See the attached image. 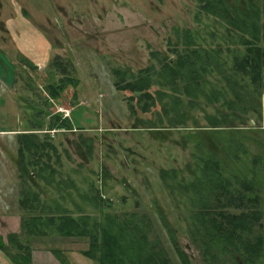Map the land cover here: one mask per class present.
I'll list each match as a JSON object with an SVG mask.
<instances>
[{
	"label": "rangeland",
	"instance_id": "rangeland-1",
	"mask_svg": "<svg viewBox=\"0 0 264 264\" xmlns=\"http://www.w3.org/2000/svg\"><path fill=\"white\" fill-rule=\"evenodd\" d=\"M2 4L0 40H9L1 27L11 20L18 26L20 13L31 28L32 39L50 40L53 55L41 67L18 66L21 114L30 115L29 127L43 125L34 141L47 145L38 144V151L25 149L21 166L19 139L0 137V239L7 246L0 250V264H10L17 254L7 241L11 234L19 244L31 248V264H61V260L65 264H101L100 254L96 259L84 255L91 247L89 236L65 237L57 224L48 222L41 223L40 235L29 236L22 230L21 219L34 216L25 214L19 205L23 166L29 171L26 186L37 194L41 206L52 208L43 218L89 216L88 227L110 229L114 236L122 229L145 232L146 247L140 251L135 246L140 256L154 253L167 258L168 264H182L174 241L190 264H245L236 252L228 253L220 243L208 241L196 220L203 202L184 190L202 176L201 151L206 146L218 153L219 171L235 200L246 193V183H251L259 204L228 201L232 205L223 209L226 199L216 204L214 195L203 198L215 213L259 212L260 222L251 237H263L255 264H264V80L258 87L249 78L232 76L234 59L246 52L239 35H227L220 19L199 11L195 0H2ZM261 22L264 25V18ZM185 31L191 33L195 48L221 50L219 69L200 72L199 86L193 85L190 89L194 91L188 95L180 92L184 91L181 86L179 92L162 86L153 75L149 92L154 104L142 113L137 94L116 91L112 71L124 72V80L150 65L157 72L159 63L150 53L175 60V49L184 51L178 43L187 40ZM254 45L263 48L264 40ZM56 56L73 69L78 87L66 88L53 98L47 86ZM174 94H180V99L175 100ZM130 103L133 114L128 110ZM244 107H248L246 112ZM8 112L7 108L0 110L1 114ZM64 112L73 129L50 130L56 116L64 119ZM22 121L17 118L16 127ZM214 121L222 128H212ZM13 122L0 117V130L12 129ZM28 174H32L30 178ZM126 237L133 235L126 233L120 248L128 246L137 257Z\"/></svg>",
	"mask_w": 264,
	"mask_h": 264
},
{
	"label": "trees",
	"instance_id": "trees-1",
	"mask_svg": "<svg viewBox=\"0 0 264 264\" xmlns=\"http://www.w3.org/2000/svg\"><path fill=\"white\" fill-rule=\"evenodd\" d=\"M197 4L201 12L220 19V23L222 27L225 28V33H227V35L233 36L235 33L239 35L236 37L239 38L241 44L246 48L244 54L234 59L232 67L234 74L232 76L241 75L243 79L249 78L253 85L260 87V84L264 80V47H257L254 44L259 40H264V25L261 22L264 18V0H245V9L241 11L238 10V12L228 7L224 0H197ZM185 37L187 40H184V43H178L179 45L183 44L184 51L181 52L175 49V60L161 58L159 52L150 53L153 58H157L156 60L159 63V70H157V72L156 66L150 65L144 70H140L136 76L133 74H131V76L129 75L130 80H124V72L113 70L112 73L115 76L113 85L116 91H129L133 94H137V104L140 106L142 113H147L154 104V97L149 92L153 84V75L159 78L158 82L162 86L169 87L175 92L180 91L179 86L184 90L180 92L186 93L187 95L189 92H193L194 90L191 91L192 89L190 88L193 85L197 88L203 77L200 72L206 74L211 68H213V70L216 68L219 69L221 65L219 64L221 50L216 48L213 50L195 48L196 42L193 40L189 31H185ZM67 63L68 62H65L61 57L56 56L50 64L51 73L53 74H51L52 80L47 86V89L53 98H58L61 92L66 88L78 87V81L71 72L73 69H68ZM233 84L235 86L238 85L236 81L233 82ZM235 86L231 83L229 85L233 93L235 92ZM259 94L260 96L263 95H261V93ZM159 95L162 96L163 94ZM174 95L175 100L180 99V94ZM220 95L223 96V93ZM129 99L132 101L134 98L130 97ZM247 109L248 107L242 108L244 112H246ZM128 110L131 114L135 113L134 106L131 103L128 105ZM231 115L235 118L236 112H233ZM236 118L238 119V117ZM223 120L224 122L226 121V119ZM42 127V124H39L37 129L31 127L32 130H30V134H23L18 138L21 144H19L17 154L19 156L18 162L21 166L23 165L25 149L38 151L39 142L37 143L34 141V135L35 132L41 131ZM51 127L50 130L71 131L73 129L68 119H62L58 116L54 118ZM211 127L222 128L219 122L215 121L211 122ZM39 145L43 148L47 144L44 142ZM202 145L205 147L206 143L199 144V146ZM201 153H203V158L201 160L204 163L203 172H201L202 176L196 178L195 182L184 186L186 192H193L194 196H196L195 199H199V202H203L200 205V211L196 214V220H199V228L204 231V236L208 234V241L210 243L212 241L218 242L228 253L236 252L237 257L245 264L247 262L249 264H255L257 259L261 256V250L263 248V237H251L255 224L260 222L259 212L254 210L233 215L223 211L215 213V209L209 207L210 203L205 201L203 197L204 195H214L216 204H222V200L226 199L227 203L222 204L223 209L232 205L230 203L231 201L242 204L245 202L256 206L259 204V197L254 193L253 185L251 183H246V193L241 196L239 201H236L234 196L230 194L229 182L222 177L223 174L219 171L222 168V162L217 158L218 153L215 150L213 151L210 146H206V151L203 148ZM37 159L39 160V158ZM23 167H21L19 171L23 189L21 190L19 205L25 214H29L30 216L34 215L32 218L21 219L22 230H25L27 235H38L42 229L40 228L41 223H55L58 225L59 233L65 237L81 238L89 236L91 247L84 255L91 259H96L95 256L100 254L101 264H168L167 258H162L154 253H150V249H147L148 253H150L148 257H143L142 254L140 256V252L136 250L135 246H138L137 248H139L140 251L143 247H146L147 234L145 232L136 233L134 228L132 232L122 229L117 236H114L110 229L106 230L103 227L98 229V226H95L97 224L93 225L95 226L94 229H91L90 226L89 228L86 223V220H91L89 216H83V218L80 219H73L66 216L67 214L58 217L53 215H50L48 218L41 217L43 213L48 214L46 210L52 211V208L49 207L48 209L43 205L41 206L37 194L32 191L33 189L31 186H26L27 181L25 178L26 173H29V171L25 167L23 169ZM31 175L32 174H28L29 178ZM162 178H164V174ZM79 220L80 222L78 223ZM199 228H197L196 231L200 234ZM126 233L133 235L132 238L126 237V240L127 242H131L130 248L135 250V253L138 254L137 257L131 253V250H127V248L129 249L128 246H125L126 250L124 247L120 248L119 246V244L122 243L120 241L125 239ZM16 239L17 237L14 234L7 236L8 243L12 244L17 250V254L12 257L10 264H31V248L29 246H22ZM100 239L103 242L100 241ZM174 243L177 247L179 257L182 260V264H190L187 254L182 251L176 241H174ZM116 248H120L118 252H121L118 253ZM0 250H7V246L2 243L1 239ZM52 253L55 255L56 251ZM55 256H57V254ZM56 258H58V256ZM131 259H135V262L130 261ZM60 263L65 264L62 263V260Z\"/></svg>",
	"mask_w": 264,
	"mask_h": 264
},
{
	"label": "crops",
	"instance_id": "crops-1",
	"mask_svg": "<svg viewBox=\"0 0 264 264\" xmlns=\"http://www.w3.org/2000/svg\"><path fill=\"white\" fill-rule=\"evenodd\" d=\"M2 5V0H0V8L3 7ZM8 22L6 26L1 27L2 31H6L9 40H0V110L7 108V111L10 112L7 114L0 113V117H2V120L7 119L9 122L11 119L14 122L12 129L0 130V137H7L16 141L23 134H30V130H32L29 127L32 122L30 115L22 116L21 114L19 103L21 104L20 100H23V98L17 96L18 66L23 63L31 67H41L43 62H47L53 55V48L50 40L41 37L32 39L31 28L28 27L24 15L18 14L17 22H20L18 26H15V21L11 20L10 24ZM5 27L6 30H4ZM16 28L19 30L17 35L15 33ZM11 29L13 32H11ZM11 112L13 116L10 118ZM21 117L24 119L23 124L20 122L16 127L17 118L21 120ZM55 133L59 132L55 131Z\"/></svg>",
	"mask_w": 264,
	"mask_h": 264
},
{
	"label": "flooded vegetation",
	"instance_id": "flooded-vegetation-1",
	"mask_svg": "<svg viewBox=\"0 0 264 264\" xmlns=\"http://www.w3.org/2000/svg\"><path fill=\"white\" fill-rule=\"evenodd\" d=\"M195 1L197 3V0ZM224 2L228 7H231L233 11L235 10L238 12V10L241 11L245 9V0H224Z\"/></svg>",
	"mask_w": 264,
	"mask_h": 264
},
{
	"label": "built area",
	"instance_id": "built-area-1",
	"mask_svg": "<svg viewBox=\"0 0 264 264\" xmlns=\"http://www.w3.org/2000/svg\"><path fill=\"white\" fill-rule=\"evenodd\" d=\"M65 114H63V118H67L68 117V113L67 112H64Z\"/></svg>",
	"mask_w": 264,
	"mask_h": 264
}]
</instances>
